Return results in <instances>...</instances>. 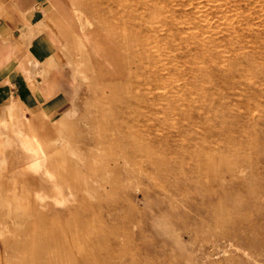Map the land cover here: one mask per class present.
<instances>
[{
  "label": "rangeland",
  "instance_id": "rangeland-1",
  "mask_svg": "<svg viewBox=\"0 0 264 264\" xmlns=\"http://www.w3.org/2000/svg\"><path fill=\"white\" fill-rule=\"evenodd\" d=\"M45 15L70 105L0 126V264H264V0Z\"/></svg>",
  "mask_w": 264,
  "mask_h": 264
},
{
  "label": "crops",
  "instance_id": "crops-1",
  "mask_svg": "<svg viewBox=\"0 0 264 264\" xmlns=\"http://www.w3.org/2000/svg\"><path fill=\"white\" fill-rule=\"evenodd\" d=\"M46 7L47 0H0V126L30 112L52 118L69 108Z\"/></svg>",
  "mask_w": 264,
  "mask_h": 264
},
{
  "label": "bare ground",
  "instance_id": "bare-ground-1",
  "mask_svg": "<svg viewBox=\"0 0 264 264\" xmlns=\"http://www.w3.org/2000/svg\"><path fill=\"white\" fill-rule=\"evenodd\" d=\"M16 133L17 135H21L20 132H16ZM1 143L3 144V141H1ZM2 144L0 146L3 148ZM22 146L26 154L25 160L30 163L28 164V167L31 168L32 170H36L39 166V162L42 159V152L40 145L37 143L34 137L30 135H26V136L23 135Z\"/></svg>",
  "mask_w": 264,
  "mask_h": 264
}]
</instances>
